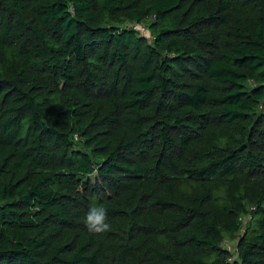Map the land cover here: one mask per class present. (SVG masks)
Returning <instances> with one entry per match:
<instances>
[{
  "label": "trees",
  "instance_id": "obj_1",
  "mask_svg": "<svg viewBox=\"0 0 264 264\" xmlns=\"http://www.w3.org/2000/svg\"><path fill=\"white\" fill-rule=\"evenodd\" d=\"M0 264H264V0H0Z\"/></svg>",
  "mask_w": 264,
  "mask_h": 264
},
{
  "label": "clouds",
  "instance_id": "obj_2",
  "mask_svg": "<svg viewBox=\"0 0 264 264\" xmlns=\"http://www.w3.org/2000/svg\"><path fill=\"white\" fill-rule=\"evenodd\" d=\"M84 224L94 234L109 231L111 226L107 223V209L103 206H91L85 216Z\"/></svg>",
  "mask_w": 264,
  "mask_h": 264
},
{
  "label": "rangeland",
  "instance_id": "obj_3",
  "mask_svg": "<svg viewBox=\"0 0 264 264\" xmlns=\"http://www.w3.org/2000/svg\"><path fill=\"white\" fill-rule=\"evenodd\" d=\"M244 221H245V220H244ZM235 245H236V239H230V240H227V241L225 242V245H224V246H225L228 250L234 252Z\"/></svg>",
  "mask_w": 264,
  "mask_h": 264
}]
</instances>
